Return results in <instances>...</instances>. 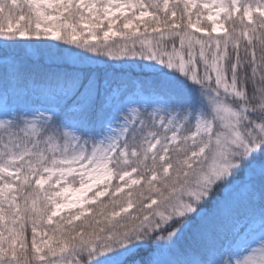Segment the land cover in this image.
I'll use <instances>...</instances> for the list:
<instances>
[{"label":"snow or ice","instance_id":"1","mask_svg":"<svg viewBox=\"0 0 264 264\" xmlns=\"http://www.w3.org/2000/svg\"><path fill=\"white\" fill-rule=\"evenodd\" d=\"M0 264H264V0H0Z\"/></svg>","mask_w":264,"mask_h":264}]
</instances>
